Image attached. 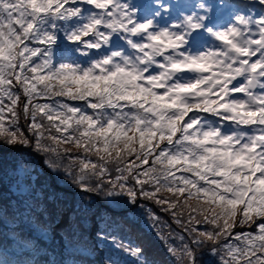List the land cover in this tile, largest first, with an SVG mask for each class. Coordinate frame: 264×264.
I'll return each mask as SVG.
<instances>
[{
    "label": "snow or ice",
    "instance_id": "1",
    "mask_svg": "<svg viewBox=\"0 0 264 264\" xmlns=\"http://www.w3.org/2000/svg\"><path fill=\"white\" fill-rule=\"evenodd\" d=\"M17 146L168 228L176 264H264V0H0V147ZM85 203L70 238L151 264L137 220Z\"/></svg>",
    "mask_w": 264,
    "mask_h": 264
},
{
    "label": "trees",
    "instance_id": "2",
    "mask_svg": "<svg viewBox=\"0 0 264 264\" xmlns=\"http://www.w3.org/2000/svg\"><path fill=\"white\" fill-rule=\"evenodd\" d=\"M18 172L30 174L32 177L25 178L21 176V180L35 183L40 179L41 186L38 187L36 193L32 196L13 195L14 190L12 186L16 184V177ZM60 174H55L47 169L43 164V157L37 155L29 148L23 147H0V264H72L69 260L59 255L60 246L48 248L51 242H48L44 236L32 235V228H47L53 230L54 235L61 243L64 238L68 237V229L60 226L65 214L55 213L49 214L48 206L45 201L51 202L55 200L52 193H62L63 187L59 186L57 178L60 179ZM4 182L7 186H4ZM47 184V185H46ZM60 189V190H59ZM38 193V194H37ZM47 194V196H46ZM93 205L87 207L88 213L90 211L96 212H114V206H127L123 202H116L118 198L107 200L99 196L97 199L94 195ZM108 201L111 205H103ZM42 202V206L37 204ZM143 203V201L141 202ZM111 206V207H110ZM148 207L155 209L154 205L148 204ZM60 208V207H58ZM74 209V207H73ZM134 215H128L138 221V228L132 232L133 239L138 240L140 235L141 221L137 218L145 214L139 209L134 210L130 208ZM81 210V208H76ZM165 223L172 224V230L179 233L180 229L171 222L169 217L161 213ZM168 231V230H167ZM80 232L71 238L79 239ZM84 236H89L84 234ZM19 243H27L26 246L31 245V248L13 249L10 246H19ZM205 254L208 261H216V258L210 254L207 248ZM202 249V251H204ZM85 264H97L99 260L92 262L86 258Z\"/></svg>",
    "mask_w": 264,
    "mask_h": 264
},
{
    "label": "rangeland",
    "instance_id": "3",
    "mask_svg": "<svg viewBox=\"0 0 264 264\" xmlns=\"http://www.w3.org/2000/svg\"><path fill=\"white\" fill-rule=\"evenodd\" d=\"M21 176L25 178L32 177L30 174L18 172V176L16 177V184L12 186V189L14 192L13 195H26V196H32L33 193H36L38 190V187L41 186L40 179L36 180L35 183H31L28 181L21 180ZM66 177L60 176V179L57 178V181L59 182V186L63 187L62 193L58 192L59 199L57 200L55 197L54 201H51L50 203L47 202V206L53 205L54 207L51 208L52 214L55 213H61L62 215L66 213L68 215V219L75 220L76 216L75 213L72 211L73 207L75 211L76 208H81V201H88V203H85L84 207H91L93 205V199L89 198L87 194H80L77 193L74 189L70 187L68 183H66ZM47 185V184H46ZM4 186H7L4 182ZM60 190V189H59ZM38 194V193H37ZM95 196V195H94ZM97 199L99 196H95ZM103 205H111L108 201L105 203L102 201ZM42 206V202H39L37 204ZM110 206V207H111ZM60 207V208H58ZM39 208V207H38ZM114 209V212L121 213L126 212L128 215H134L130 208H133L130 205H127L125 207L122 206H114L111 207ZM93 211H90L92 213ZM102 215L109 216L111 215V212H100ZM141 221V228L140 231L143 235H140L138 240L133 239L132 234H130L129 239L135 241L136 243L142 244L146 250V255L148 259L151 261V264H176V261L174 260L173 256L169 254L168 247L171 246V243H179V241H169V243L166 245L164 242H162L160 239L157 238L156 233L158 231H162L163 233L167 234L169 231L168 228L163 227L162 225H158L155 229L151 227V222L147 220L146 213L141 217L137 218ZM163 219V218H162ZM165 222V220L163 219ZM168 230V231H167ZM173 231V230H172ZM176 235H179V233L173 231ZM32 235L37 234L38 236H44L48 242H51V246H46L48 248H54L56 246H60V248H57L59 250V255L67 258L69 262L72 264H85L86 258L90 259L92 262L99 260L97 264H100L101 257L103 255V252L98 250L103 249L107 250L106 246L104 244H99L97 248V242H95L90 236H80V238L77 240L74 238L71 239L68 235L67 238H64L62 242L60 243L57 239V237L54 235L53 230H49L47 228H32ZM167 239V236H166ZM27 243H19V246L13 247L10 246L13 249L19 250L20 248H31V245L26 246ZM204 250V248H203ZM206 250L202 251V249L198 250L197 253V264H215L216 261H208L206 259ZM216 258V257H215ZM217 259V258H216ZM96 264V263H95Z\"/></svg>",
    "mask_w": 264,
    "mask_h": 264
}]
</instances>
